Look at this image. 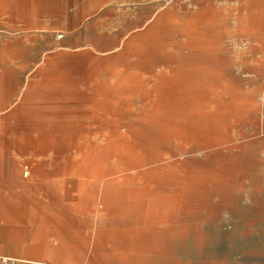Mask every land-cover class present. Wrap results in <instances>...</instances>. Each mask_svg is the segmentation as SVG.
<instances>
[{"label":"bare ground","instance_id":"6f19581e","mask_svg":"<svg viewBox=\"0 0 264 264\" xmlns=\"http://www.w3.org/2000/svg\"><path fill=\"white\" fill-rule=\"evenodd\" d=\"M40 1L16 0L5 11L0 0V179L100 184L94 186L99 191L80 192L108 201L98 211L103 222L132 227L99 235V252L130 257L119 264L143 262L149 253H161L160 238H184L191 231L177 219L180 213L221 195L239 168L250 172L256 151L248 141L231 142L242 133L240 125L264 127V67L256 70L260 87L245 89L247 81L230 67L237 61L221 50V35L231 19L234 30L261 38L264 0H246L226 15L212 0H194V9L182 11L167 4L124 38L96 47L104 56L61 39L63 33L47 51L35 52ZM99 1L84 0L87 19L78 34L99 32L102 20L86 9ZM45 186L35 185V193ZM113 200L125 202L107 211ZM51 211L45 197H35L38 228L27 242L31 254L62 262L79 249L61 243L74 234L48 228L65 222ZM2 258L6 264L21 260Z\"/></svg>","mask_w":264,"mask_h":264},{"label":"rangeland","instance_id":"374dc122","mask_svg":"<svg viewBox=\"0 0 264 264\" xmlns=\"http://www.w3.org/2000/svg\"><path fill=\"white\" fill-rule=\"evenodd\" d=\"M244 1L246 0H212L211 4L226 15L235 13ZM15 3L16 0H5L4 10L10 9ZM38 4L42 5V8L35 7V52L47 51L57 39V33H63L65 37L61 39H66L69 43L78 41L82 47L93 49L103 56L107 52L99 51L96 47L104 48L117 38H124L132 31V26L142 21L149 22L155 13L167 4H173L180 11L196 7L194 0H100L93 8L86 9L92 15L98 14L102 20L101 28L95 36H84L78 34L87 19L82 17L84 0H45ZM2 17L5 18L3 26L9 28V15L4 14ZM235 26L231 19L225 25L227 30L221 35V50L237 61L230 67L240 78L247 81L245 89L255 92L262 82L256 70L264 67V64L259 62L264 60V46H260L262 41L264 42V15L259 21L261 38L236 31ZM252 53L257 55L253 56ZM40 97L42 96L35 95V98ZM256 98L257 101H263L260 94ZM4 99L3 95L0 96V101ZM254 116L249 115L248 120L254 122ZM260 119H264L263 114H260ZM240 130L242 133L231 143L248 141L249 148L256 151L250 172L247 171L249 174L245 172L244 175L239 168L228 178L229 183L220 190L221 195H215L201 205L199 202L190 211L180 213L177 216L180 220L178 221L190 227L188 230L191 231L184 238L171 235L160 238L158 244L161 246V253L151 252L145 261L133 264H264V127L258 129L251 123L245 127L240 125L237 131ZM19 180L0 179V260L4 255L19 257L21 260L16 264H105L107 261L109 264H119L117 260L130 259L129 256L114 257L101 254L98 250L97 237L101 234L107 235V229L132 227L131 224L121 226L122 224L109 225L110 223L103 222L98 216V211L105 207L108 201L100 197L95 199L90 193L80 192L99 191L100 189H95L94 186L100 184L75 183L76 181L71 179H57L51 183L37 182L35 179H22L25 182L20 183ZM44 184L45 189L35 193V185ZM83 185L86 187H82ZM36 196L45 197L51 212L65 216V222L61 225H50L48 228L56 227L59 232H64L66 237L71 233L77 237L61 242L79 249L62 262L59 256L38 257L30 253L27 241L38 228V224H35ZM123 202L125 201L109 202L110 208L107 211H115L114 207ZM69 217L70 219H67ZM12 218L15 221L20 219L19 224H13L17 222L12 223ZM17 228H22V233L17 232ZM115 242L123 240L118 239ZM140 242L143 243L144 240ZM147 242L148 240H145L144 243ZM53 244L58 242L53 240Z\"/></svg>","mask_w":264,"mask_h":264},{"label":"built area","instance_id":"2783aa9c","mask_svg":"<svg viewBox=\"0 0 264 264\" xmlns=\"http://www.w3.org/2000/svg\"><path fill=\"white\" fill-rule=\"evenodd\" d=\"M2 260V264H6L5 260L4 259H1Z\"/></svg>","mask_w":264,"mask_h":264}]
</instances>
